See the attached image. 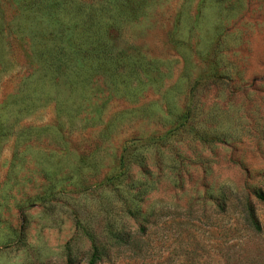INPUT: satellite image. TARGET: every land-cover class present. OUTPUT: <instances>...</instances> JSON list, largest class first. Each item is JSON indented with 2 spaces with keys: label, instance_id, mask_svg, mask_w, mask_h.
<instances>
[{
  "label": "rangeland",
  "instance_id": "1",
  "mask_svg": "<svg viewBox=\"0 0 264 264\" xmlns=\"http://www.w3.org/2000/svg\"><path fill=\"white\" fill-rule=\"evenodd\" d=\"M92 241L264 264V0H0V264Z\"/></svg>",
  "mask_w": 264,
  "mask_h": 264
},
{
  "label": "trees",
  "instance_id": "2",
  "mask_svg": "<svg viewBox=\"0 0 264 264\" xmlns=\"http://www.w3.org/2000/svg\"><path fill=\"white\" fill-rule=\"evenodd\" d=\"M89 14H90V12H89ZM89 17H90V19H92V15L90 14L89 15ZM84 24H85V22H84ZM86 25V24H85ZM62 31V30H61ZM58 47H59V45H57V44H54V50L55 49H58ZM62 48V47H61ZM61 48L59 49V50H61ZM62 54L64 57H67L66 56V52L64 51L63 53H61V52H58V50L56 51V54H54V53H51V54H49V56H47V54H46V52H41L40 54H39V58L41 57V58H43V56H47V57H49V59H48V67H45V68H52V71L54 70V66H59L58 64H56L58 61H61L62 59H61V57H60V54ZM68 58V57H67ZM57 61V62H56ZM52 81L54 82V80H53V78H52ZM258 197H260V198H262L263 197V195L262 194H258ZM99 248L94 244V242L92 241V253H91V257H90V259H89V263L90 264H95L96 263V261L100 258V255H99Z\"/></svg>",
  "mask_w": 264,
  "mask_h": 264
}]
</instances>
